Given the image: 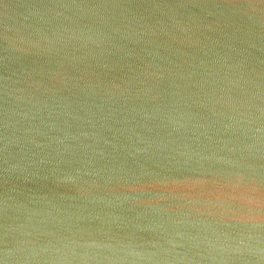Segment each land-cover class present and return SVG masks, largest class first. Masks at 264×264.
I'll return each mask as SVG.
<instances>
[{"label": "water", "instance_id": "obj_1", "mask_svg": "<svg viewBox=\"0 0 264 264\" xmlns=\"http://www.w3.org/2000/svg\"><path fill=\"white\" fill-rule=\"evenodd\" d=\"M0 264H264V0H0Z\"/></svg>", "mask_w": 264, "mask_h": 264}]
</instances>
